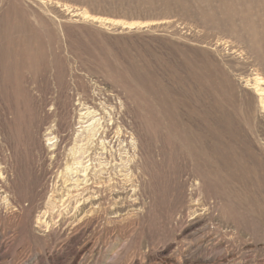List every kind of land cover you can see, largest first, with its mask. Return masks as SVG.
<instances>
[{
	"label": "rangeland",
	"instance_id": "374dc122",
	"mask_svg": "<svg viewBox=\"0 0 264 264\" xmlns=\"http://www.w3.org/2000/svg\"><path fill=\"white\" fill-rule=\"evenodd\" d=\"M55 1L0 0V264H264V0Z\"/></svg>",
	"mask_w": 264,
	"mask_h": 264
},
{
	"label": "bare ground",
	"instance_id": "6f19581e",
	"mask_svg": "<svg viewBox=\"0 0 264 264\" xmlns=\"http://www.w3.org/2000/svg\"><path fill=\"white\" fill-rule=\"evenodd\" d=\"M39 1H41L42 3H45V4L53 5V6L54 5L60 6L59 5L60 2H58V1L56 2L55 0H39ZM62 6L63 7H66L67 5L66 4H63ZM76 15L80 16L81 18L89 19L92 22L112 23V24L117 23V21L109 20L107 18H102V17H97V16H94V15H90L89 12H87L85 9H77L76 10ZM155 23L156 22H152L151 24H155ZM163 23H165V22H161L160 24H163ZM120 25H121L122 28H125V29H128V30H130V29H132L134 27V24H132V23H129V24L128 23H123V24H120ZM138 25H139V27H143V25H145V24H142L141 23V24H138ZM261 42H262V38L260 36H258V43H261ZM262 63H264V58L262 60ZM263 66H264V64H263ZM263 73L264 72H262V73H257L256 72V74H254L251 79H247L246 81H244V88L246 90H251L254 93L253 95L255 96V98H257V100L260 101V105H261L262 111L264 113V74ZM83 99L85 100V98H83ZM87 102L91 105V107H86L85 108L86 109L85 115L87 117H95L96 116V113H97L96 112V105L91 100H88ZM89 126L91 127V125H89ZM100 130H101V128H98V129L96 128V129H93L92 130L93 133L90 135V137L92 139L91 140L88 139V141H87L88 143L86 142V145H88V146L91 147L92 144L97 141V136H98ZM112 130H113V128H107L105 130H102L103 132H100V134L106 136V138L108 139L109 136H110V133L112 132ZM109 140L110 141L106 145H105V143L102 145V142H97L95 144L97 145V148L98 149L101 148L102 146L103 147L104 146L105 147L108 146L111 149L112 148L111 147L112 139L110 138ZM129 140H130L129 141L130 144L132 146H135V142L133 141V138H130ZM89 142H90V144H89ZM77 153H82V155H84V154L87 153V149L86 148H83V147L81 149L79 148ZM111 154H112V152H111ZM85 165L83 164L82 161H80L79 163H76V167L71 168L70 170L67 169V171H66V173L82 174L81 175L82 180H80L78 178L75 181H73V179L71 180L72 182H76V184H77L76 187H73L75 185H71L70 186V188L73 187L72 188L73 190L75 189L76 196H77V192H80L78 194V196L80 197V199L78 200L79 201V204L74 208V213L79 210V208H80L81 205L88 204L89 208L93 207L95 204L97 206L99 204L97 198L95 200V198H92L90 196H93V195L95 197L98 196L100 194V191L98 190V187L97 186L98 185H102V186L104 185L103 182H96V178H94V177H96L97 175L95 176L94 173H91L90 170H89V168H88V166H85ZM97 167L100 168L101 167V164H98V166H96V168ZM92 168H93V166H92ZM88 170H89V172H88ZM97 171L98 170H96V172ZM94 172H95V170H94ZM6 174H7V172L5 170V167L0 168V193H2V194H6V186H7L6 184H7V181H8ZM80 185H83L84 187H86L88 185L93 186V188H92V191L93 192H91L92 195H89L87 198L84 199L82 197V195H83L82 193L84 192V190H82V188H79ZM70 188L67 189L68 194H70V192H71ZM60 203H62V202L60 201ZM88 212L87 211L86 212H83L82 213V217H80V220H83L84 217L88 216V214H87ZM57 216H59V215H57ZM37 223L39 224V229L43 227L42 225H43L44 222H42V216H40V217L37 218Z\"/></svg>",
	"mask_w": 264,
	"mask_h": 264
}]
</instances>
